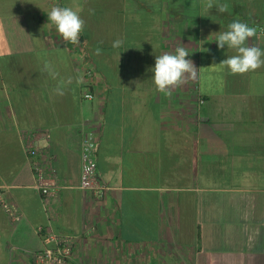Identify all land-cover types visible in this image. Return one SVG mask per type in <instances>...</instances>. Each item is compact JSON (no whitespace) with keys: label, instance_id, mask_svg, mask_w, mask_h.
I'll return each mask as SVG.
<instances>
[{"label":"crops","instance_id":"0c3cea01","mask_svg":"<svg viewBox=\"0 0 264 264\" xmlns=\"http://www.w3.org/2000/svg\"><path fill=\"white\" fill-rule=\"evenodd\" d=\"M206 3L0 0V192L21 215L0 203V264H32L38 229L74 237V264H264V68L232 75L218 64L234 51L215 42L239 20L264 50V0ZM53 6L84 19L87 59L48 22ZM180 46L198 76L167 97L151 69ZM45 60L74 77L64 96ZM34 132L36 161L63 187L51 199L24 150ZM90 132L101 198L79 188Z\"/></svg>","mask_w":264,"mask_h":264},{"label":"clouds","instance_id":"9594fccd","mask_svg":"<svg viewBox=\"0 0 264 264\" xmlns=\"http://www.w3.org/2000/svg\"><path fill=\"white\" fill-rule=\"evenodd\" d=\"M214 7L213 0H207L206 8ZM217 11L224 13L228 11L227 4H215ZM48 22L53 25L57 33L67 43L79 44L81 33L85 28V21L78 11L71 7L53 6L47 13ZM258 29L246 22L235 20L227 26V30L219 32L215 42L218 48L233 50L235 54L229 55L218 65L227 69L232 75H244L264 68V50L257 46L249 45L250 38L257 36ZM122 41L117 39L113 42V48H119ZM100 54V50H96ZM189 52L185 46L175 48L174 52H165L156 55L155 66L151 69L154 73L152 80L156 90L167 97H171L173 90L181 87L188 80H195L198 76L196 66L188 59ZM214 65V64H213ZM217 65V64H215ZM41 71L56 81L54 93L64 96L74 82L73 76H61L56 66L45 60ZM78 82V81H76Z\"/></svg>","mask_w":264,"mask_h":264},{"label":"built area","instance_id":"2783aa9c","mask_svg":"<svg viewBox=\"0 0 264 264\" xmlns=\"http://www.w3.org/2000/svg\"><path fill=\"white\" fill-rule=\"evenodd\" d=\"M80 43L76 44L78 52L82 54L83 59H87L85 42L80 37ZM90 70L86 75H90ZM86 100H92L93 95L86 93L83 96ZM42 136V133L34 132L24 136V150L27 157L32 161V171L35 176L34 188L39 192L42 199H51L57 196L63 187L59 185L54 175L51 177H45L42 166L36 161L38 151L35 146L38 137ZM47 138L49 136L44 135ZM99 148L98 141L94 133L90 132L83 138L81 144V182L80 190L91 193L96 198H101L108 187L100 180L97 175V163L96 155ZM1 189V188H0ZM0 203L2 209L10 220L14 223L19 222L21 215L18 209L10 204L0 192ZM39 232H44L43 240L45 242V248L41 251L33 253L32 264H74L73 251L75 246V238L68 235H56L50 230L38 229Z\"/></svg>","mask_w":264,"mask_h":264},{"label":"rangeland","instance_id":"374dc122","mask_svg":"<svg viewBox=\"0 0 264 264\" xmlns=\"http://www.w3.org/2000/svg\"><path fill=\"white\" fill-rule=\"evenodd\" d=\"M207 178V177H206Z\"/></svg>","mask_w":264,"mask_h":264}]
</instances>
